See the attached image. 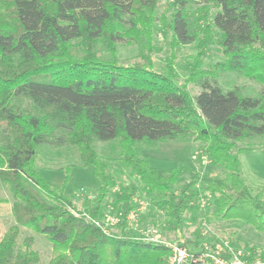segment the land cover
Masks as SVG:
<instances>
[{
	"label": "trees",
	"instance_id": "1",
	"mask_svg": "<svg viewBox=\"0 0 264 264\" xmlns=\"http://www.w3.org/2000/svg\"><path fill=\"white\" fill-rule=\"evenodd\" d=\"M166 1L170 14L162 24L174 44H197L201 56L212 43L222 47L223 59L211 68L192 67L188 80L200 88L195 96L172 69L118 60L119 43L151 48L160 0H0V191L8 188L15 219L2 232L0 264H42L34 237L23 236L28 229L52 242L48 264H167L165 244L132 237L124 224L111 234L94 222L108 204L128 213L137 194L149 198V208L163 212L174 231L207 193L214 197V218L241 220L264 233V185L254 193L241 162L255 139H263L264 154V0ZM101 41L109 58L93 49ZM77 44L83 53L74 50ZM227 70L263 90L252 96L224 88L219 76ZM115 140L120 164L138 180L117 183L99 156L94 143ZM186 140L202 142L222 173L204 187L194 179L176 190L183 168L164 172L142 149ZM43 146H74L76 165L93 166L101 186L90 218L65 185L43 177L37 162ZM8 202L0 195V205Z\"/></svg>",
	"mask_w": 264,
	"mask_h": 264
},
{
	"label": "rangeland",
	"instance_id": "2",
	"mask_svg": "<svg viewBox=\"0 0 264 264\" xmlns=\"http://www.w3.org/2000/svg\"><path fill=\"white\" fill-rule=\"evenodd\" d=\"M168 9L167 1L160 0L156 13L158 19L156 24L153 25L154 38L151 48L143 43L129 44L124 42L118 44L116 54L119 62L124 65L139 61L150 64L157 71L172 69L171 73L176 81L179 84L186 83L190 95L195 96L200 88L188 80L191 78L192 67L195 63L201 62L203 68H211L217 61L223 59L222 47L212 43L201 56L197 44L189 46L174 44L170 31L164 28L162 24V19L170 14ZM195 28L194 26L193 29ZM93 49L98 56L104 59L110 57V50L106 42L101 41L95 44ZM74 50L77 53H83L78 44ZM219 82L226 89L237 86L245 94L252 96L259 95L263 90V86L258 82L230 70L221 72ZM262 142V138L250 141V143L256 145V148L241 155L244 176L254 193L264 185V154L260 151ZM202 144V142L194 140L159 141L150 147L143 148L142 153L153 166L164 172H169L174 167L183 168L180 179L174 185L176 190L180 185L194 179L198 180V187H204L207 184V179L220 175L222 169L216 166L203 151ZM94 145L99 156L108 161L110 171L116 177L117 183L138 180L136 175H133L120 164L119 147L116 140L109 142L96 141ZM242 146L243 143H237L238 148ZM37 162L43 177L53 185H65L66 193L73 195L77 207L87 215V219L90 218L89 211L93 206L96 191L100 188L101 181L95 174L93 166L76 165L80 162L79 150L74 146L58 148L43 146ZM68 165H72L69 172L64 168ZM116 189L114 188L112 193ZM0 195L9 199L8 203L0 205L1 239L2 232L14 223L15 219L11 209L12 198L5 185L1 187ZM135 196L144 199L148 206L141 214L138 224H124L125 231L130 236L142 239L147 232L149 233L150 229H156L165 241H189V248L194 250L224 244L225 241H229L232 246L244 249L249 264H264V233L257 231L241 220L214 218L212 213L215 205L212 195L205 193L200 208L187 213L184 227L178 231L168 228L163 212L149 208L151 205L149 198L139 194ZM84 200L88 201L87 207L84 206ZM107 212L115 213L118 211L114 210L111 204H108L104 214ZM120 225L109 226V233L119 234ZM28 234L34 237V248L40 253L41 263L48 264L54 255L52 242L46 235L31 229L25 230L23 236Z\"/></svg>",
	"mask_w": 264,
	"mask_h": 264
},
{
	"label": "built area",
	"instance_id": "3",
	"mask_svg": "<svg viewBox=\"0 0 264 264\" xmlns=\"http://www.w3.org/2000/svg\"><path fill=\"white\" fill-rule=\"evenodd\" d=\"M133 199L135 207L128 213L125 214L123 211L107 212L102 218L94 219V222L106 233H109V226L111 225L138 224L141 214L147 209L148 203L137 196H134ZM202 201L203 198L200 199L199 203L201 204ZM142 239L165 244L170 249L167 264H249L244 249L232 246L229 241L194 250L185 245L184 241H165L156 229H150L149 233L147 232Z\"/></svg>",
	"mask_w": 264,
	"mask_h": 264
}]
</instances>
